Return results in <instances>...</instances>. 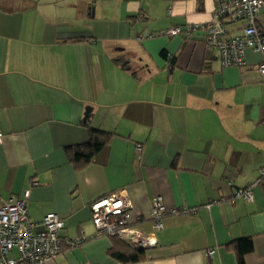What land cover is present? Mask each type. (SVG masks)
<instances>
[{
  "label": "crops",
  "instance_id": "obj_1",
  "mask_svg": "<svg viewBox=\"0 0 264 264\" xmlns=\"http://www.w3.org/2000/svg\"><path fill=\"white\" fill-rule=\"evenodd\" d=\"M214 7L0 0V204L26 192L30 220L56 213L59 236L83 240L45 264H124L109 253L118 243L95 235L89 209L119 189L127 222L144 234L155 197L182 210L163 216L156 242L126 264H238L232 244L246 238L244 264H264L261 54L246 47L244 65L224 67L201 31L161 34L209 21ZM226 28L237 36L242 22ZM86 119L111 136L77 168L67 149L88 140ZM252 184V200L234 195Z\"/></svg>",
  "mask_w": 264,
  "mask_h": 264
},
{
  "label": "built area",
  "instance_id": "obj_2",
  "mask_svg": "<svg viewBox=\"0 0 264 264\" xmlns=\"http://www.w3.org/2000/svg\"><path fill=\"white\" fill-rule=\"evenodd\" d=\"M214 3L213 16L209 21L184 27L172 26L161 34L173 36L184 33L189 37L193 31H201L206 47L218 50L224 67L244 65V49L251 48L261 54L256 69L264 76V26L259 25L264 0H214ZM226 21H241V33L237 36L228 34ZM137 149H140L139 145ZM234 195L247 201L253 199L251 187L236 189ZM26 199L25 192L21 199H8L0 204V264H45L65 248H74L82 243V238L63 239L59 236L58 231L64 223L56 213H47L40 221L30 220ZM130 208L129 198L123 189L93 201L89 209L95 235H115L135 249H143L156 242L154 233L161 228L163 216L182 211L167 207L160 196L155 197L150 209L153 232L144 234L127 222ZM14 249L16 255H11ZM207 254L213 256L214 249H209Z\"/></svg>",
  "mask_w": 264,
  "mask_h": 264
},
{
  "label": "trees",
  "instance_id": "obj_3",
  "mask_svg": "<svg viewBox=\"0 0 264 264\" xmlns=\"http://www.w3.org/2000/svg\"><path fill=\"white\" fill-rule=\"evenodd\" d=\"M259 25L261 24L259 23ZM87 120L88 119H86L84 123L88 127V140L85 143L76 145L75 148L67 149V157L69 161L72 162L77 168H81L85 164H87L94 156V154L100 150V148L109 140L111 136V132L109 131L90 127L87 123ZM263 170L264 168L260 170L257 181L258 183L264 185ZM248 187H251L252 190L253 184L244 188ZM110 237H112L118 244H115L116 247H112L109 253L112 257L119 260L121 263H132L142 258L143 249H135L130 244L126 243L115 235H111ZM232 245L236 252L238 264H244V255L252 251L253 248L251 240L249 238L240 239L238 241H235Z\"/></svg>",
  "mask_w": 264,
  "mask_h": 264
},
{
  "label": "water",
  "instance_id": "obj_4",
  "mask_svg": "<svg viewBox=\"0 0 264 264\" xmlns=\"http://www.w3.org/2000/svg\"><path fill=\"white\" fill-rule=\"evenodd\" d=\"M87 112H88V110L85 111V116H87V114H88Z\"/></svg>",
  "mask_w": 264,
  "mask_h": 264
}]
</instances>
